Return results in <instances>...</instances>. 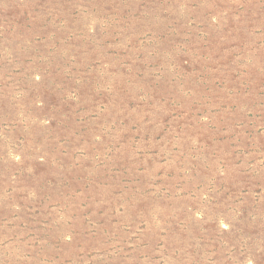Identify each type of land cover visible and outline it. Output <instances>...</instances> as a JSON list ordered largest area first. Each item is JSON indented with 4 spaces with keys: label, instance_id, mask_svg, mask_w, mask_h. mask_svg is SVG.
Segmentation results:
<instances>
[{
    "label": "rangeland",
    "instance_id": "1",
    "mask_svg": "<svg viewBox=\"0 0 264 264\" xmlns=\"http://www.w3.org/2000/svg\"><path fill=\"white\" fill-rule=\"evenodd\" d=\"M0 264H264V0H0Z\"/></svg>",
    "mask_w": 264,
    "mask_h": 264
}]
</instances>
